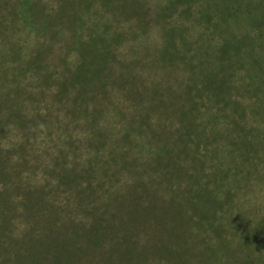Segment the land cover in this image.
Segmentation results:
<instances>
[{"label": "trees", "instance_id": "trees-1", "mask_svg": "<svg viewBox=\"0 0 264 264\" xmlns=\"http://www.w3.org/2000/svg\"><path fill=\"white\" fill-rule=\"evenodd\" d=\"M197 3L0 0V264H258L264 0ZM173 12L257 33L201 42Z\"/></svg>", "mask_w": 264, "mask_h": 264}, {"label": "rangeland", "instance_id": "rangeland-1", "mask_svg": "<svg viewBox=\"0 0 264 264\" xmlns=\"http://www.w3.org/2000/svg\"><path fill=\"white\" fill-rule=\"evenodd\" d=\"M150 1L154 3V2H158L162 0H150ZM197 2H200V3H197V7H198L202 3V0H197ZM131 18H132L131 22H128L127 20V21H124L123 24L127 25L129 23H132L135 17L131 16ZM168 20L172 21L174 25L175 24L176 25L180 24L181 26L182 24L183 26L186 25L185 27H187V32H188V35L189 34L191 35V39L198 37L200 38L201 42H207L208 40H210L212 43H214L215 41L222 39L223 36L227 37L228 34L230 33V30L233 31V33H235L238 38H242V36L244 35V32L249 31L251 33L252 30H249V29H253L252 26L249 24V17L244 12L241 13L239 17H236L235 20L231 21V24H230L231 29L222 23L219 29H214L211 25L209 24L206 25L205 19L199 18L198 20L195 17L193 18L191 16L180 15V14H177L176 12H173ZM157 27L158 25L154 21H152L151 27L147 32L145 33L139 32V29H136L135 32H137V34L135 36L127 35L129 36V38H126V40H124L122 44L119 46V49H118L119 52L121 54L130 55V54H133L134 47L140 43H142L143 45L146 43L149 45L157 44L158 43V41L156 40L157 37L154 36L157 31L156 30ZM214 30L218 32V33H214L217 36L211 35L212 33H210V31H214ZM256 33H257V30H254L252 32L253 35H255ZM222 123H224V120H222L221 124ZM77 131L79 132L80 136L83 133H87L86 129L82 130L81 128H79V130ZM218 148L221 150L222 153H224L223 146H221V148L220 147ZM141 153L142 155L144 154V158H146L147 150L144 149V151H141L140 154ZM224 158H225L227 165H232L233 159L228 152L224 153ZM235 160H236V163L241 164L242 168L244 169L242 170L241 168H239V170L243 172L246 171L247 165L245 161H242L239 158ZM258 162L259 161H257V163ZM249 170L251 174L249 178L250 181L249 182L245 181L241 183V186H240V191H241L240 203H242L240 206V209H244L245 212H249V208H257V212L259 211L263 212L264 211V161L258 163V165L256 164L255 169H252L249 165ZM120 179L123 180L122 178ZM112 182L113 181L110 180V183ZM117 183L119 182H113V184L115 185H117ZM216 239L217 238L213 237L211 242H216ZM257 253H260L262 255L259 258L258 264H264V236H263L261 245L257 250ZM257 253L255 251V255Z\"/></svg>", "mask_w": 264, "mask_h": 264}]
</instances>
